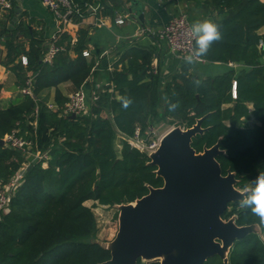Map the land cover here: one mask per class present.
<instances>
[{
	"label": "trees",
	"instance_id": "obj_1",
	"mask_svg": "<svg viewBox=\"0 0 264 264\" xmlns=\"http://www.w3.org/2000/svg\"><path fill=\"white\" fill-rule=\"evenodd\" d=\"M96 1L75 0L84 15ZM112 1L111 7L99 1L101 12L114 15L121 1ZM203 2L222 39L201 58L238 66L200 77L184 65L165 83L167 99L162 108L160 74L151 66L153 51L134 48L123 55L122 67L110 72L104 90L94 91L86 113L73 117L63 113L69 96L59 85L70 81L76 91L87 83L95 65L83 55L84 36L74 45L75 58L68 44L45 61L48 45L41 34L24 24L15 35L4 29L6 54L1 62L15 73L16 90L5 99L0 83V138L16 129L31 140L32 151L47 152L49 159L43 165V160L0 144V182H7L24 164L30 166L0 215V264H98L110 257V251L93 238L97 216L87 201L118 210L115 204L146 194L148 184H163L156 166L148 163L147 152L132 147L124 137L137 126L145 129L166 122L186 128L202 117L205 131L193 138V146L200 151L220 139L224 152L217 159L224 174L236 173L237 186H251L264 172V0ZM20 35L30 38L28 49L17 39ZM22 54L28 57L27 64L22 63ZM29 76L33 94L21 90ZM51 87L58 108L48 107L49 96L44 94ZM122 98L131 100L127 108ZM232 215L240 225L259 223L262 234L252 232L237 239L229 264H264V224L250 209L240 208L239 201L229 203L223 217ZM204 264L226 263L214 255Z\"/></svg>",
	"mask_w": 264,
	"mask_h": 264
},
{
	"label": "water",
	"instance_id": "obj_2",
	"mask_svg": "<svg viewBox=\"0 0 264 264\" xmlns=\"http://www.w3.org/2000/svg\"><path fill=\"white\" fill-rule=\"evenodd\" d=\"M131 1L138 4L143 19L141 3ZM202 119L186 128L174 125L159 147L147 152L163 184H148L146 194L115 204L118 229L110 240L95 239L110 251V257L98 264H204L214 255L229 264L237 239L262 234L257 222L240 225L235 215L223 217L229 203L239 201L250 186H237L234 171L223 173L217 159L224 152L220 139L200 151L193 146V138L205 131ZM0 144H5L3 138Z\"/></svg>",
	"mask_w": 264,
	"mask_h": 264
},
{
	"label": "crops",
	"instance_id": "obj_3",
	"mask_svg": "<svg viewBox=\"0 0 264 264\" xmlns=\"http://www.w3.org/2000/svg\"><path fill=\"white\" fill-rule=\"evenodd\" d=\"M12 1L13 7L10 10H0V83L2 97L5 99L12 97L16 90V75L1 62V58L6 54L7 36L3 31L8 29L11 35H15L21 24L41 34L46 45L49 44L53 34H57V42L61 49L68 44L71 46L69 54L72 58L77 56L74 45L81 36H84V49L91 52V55L86 57L88 60L99 61L98 66L93 67L87 83L83 84L89 93L92 90L97 92L104 90L110 82V72L115 67H122V57L128 51L134 48L151 49L152 61L158 66L160 74V108L167 99V95L163 92L165 83L184 65L200 77L222 74L238 66V64L208 60H198L195 64L188 65L183 60L184 56L171 52L167 42L160 35L161 29L182 10L188 12L192 22L211 20L209 8L203 0H138L142 5L143 19L139 18L138 4H132L131 0H120L121 5L115 9L114 15L103 13L101 10L95 12L89 7L86 15L77 20L75 17V21L66 24L63 31H59L60 22L55 13L41 0ZM99 1H105L110 7L113 6L112 0ZM119 15H126L124 22L115 21ZM17 39L22 41L26 49L30 47L29 37L20 35ZM261 60L264 63V56ZM59 87L68 96L74 91V84L70 81L62 82ZM45 92L44 95L49 96L48 101L53 102L55 87L48 88Z\"/></svg>",
	"mask_w": 264,
	"mask_h": 264
},
{
	"label": "built area",
	"instance_id": "obj_4",
	"mask_svg": "<svg viewBox=\"0 0 264 264\" xmlns=\"http://www.w3.org/2000/svg\"><path fill=\"white\" fill-rule=\"evenodd\" d=\"M42 3L51 9L57 16L60 22L59 31L65 29V25L75 21V17H83L84 14L80 12V9L75 0H41ZM13 7L12 0H0V10L7 11ZM90 8L97 12L101 8L100 3L90 4ZM126 15H119L115 21L122 23L125 20ZM193 22L186 10H182L175 14L170 21L161 29L160 35L167 42L171 52L186 56L191 54L195 49V39L191 34V25ZM57 34H53L48 44V49L45 52L43 59L50 61L54 55L61 49L57 42ZM84 56H90L91 52L88 49L83 50ZM204 60L200 58L199 61ZM22 62L27 64L28 58L26 55H22ZM99 61L95 62V67L98 66ZM230 64L237 65L233 62ZM152 71L157 73L159 71L158 66L152 61ZM32 80L33 77L29 76L27 79V85L21 90L25 93L33 94L32 91ZM95 92L92 90L91 93L81 85L76 91L69 95V99L62 107V112L67 114L76 113V115L84 114L89 110V103ZM233 96L235 94V83L233 84ZM48 107L58 108L53 102H48ZM38 107L36 108V110ZM165 122L158 124H149L145 129L137 126L134 133L129 136H124L127 142L134 148L143 151L150 152L156 150L161 142L163 135L174 125L164 126ZM166 127V128H165ZM4 142L7 146L16 148L22 151L26 156H32V160H43V165L48 164L49 154L41 150L30 149L32 144L31 140L22 137L17 134V130L6 134L4 136ZM28 163L20 167L15 174L5 183L0 182V215L6 211L12 201V198L23 182L24 173L28 168Z\"/></svg>",
	"mask_w": 264,
	"mask_h": 264
},
{
	"label": "clouds",
	"instance_id": "obj_5",
	"mask_svg": "<svg viewBox=\"0 0 264 264\" xmlns=\"http://www.w3.org/2000/svg\"><path fill=\"white\" fill-rule=\"evenodd\" d=\"M191 34L195 39V49L191 54L183 57L188 65H193L198 60L207 55L212 44L222 39V33L219 26L211 20H196L191 25ZM196 84L200 82L195 81ZM131 104L128 98H122V106L127 108ZM239 207L250 209L251 213L259 218L261 224H264V172H259L251 186L245 188L242 198L239 200Z\"/></svg>",
	"mask_w": 264,
	"mask_h": 264
},
{
	"label": "rangeland",
	"instance_id": "obj_6",
	"mask_svg": "<svg viewBox=\"0 0 264 264\" xmlns=\"http://www.w3.org/2000/svg\"><path fill=\"white\" fill-rule=\"evenodd\" d=\"M168 125V123L164 124L166 127ZM87 204L93 207L97 216V228L93 238L100 240L112 239L118 229V210L111 206L100 205L93 200H88Z\"/></svg>",
	"mask_w": 264,
	"mask_h": 264
}]
</instances>
